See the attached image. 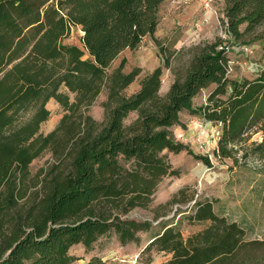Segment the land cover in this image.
Segmentation results:
<instances>
[{
	"label": "trees",
	"instance_id": "16d2710c",
	"mask_svg": "<svg viewBox=\"0 0 264 264\" xmlns=\"http://www.w3.org/2000/svg\"><path fill=\"white\" fill-rule=\"evenodd\" d=\"M165 1L0 0V264H72L81 259L71 253L75 246L90 252L111 236L122 246L139 244L153 230L145 264L152 252L171 255L163 264H264V238H247L211 200L190 206L188 223L208 225L186 238L175 214L161 213L183 200V190L155 208L153 219L130 216L150 209L162 180L179 175L168 153L186 152L211 166L175 138L182 112L217 127L216 157L235 164L252 157L264 173V68L252 78L227 74L232 45L264 42V0H224L225 42L189 48L166 94L161 76L170 60L126 95L141 70L125 71V59L112 63L154 35ZM72 27L82 31V47L63 43ZM102 92L104 117L97 121L88 110ZM50 99L64 113L43 133ZM131 113L136 118L126 124ZM256 127L261 139L249 141ZM45 152L52 162L31 175L30 164Z\"/></svg>",
	"mask_w": 264,
	"mask_h": 264
},
{
	"label": "rangeland",
	"instance_id": "374dc122",
	"mask_svg": "<svg viewBox=\"0 0 264 264\" xmlns=\"http://www.w3.org/2000/svg\"><path fill=\"white\" fill-rule=\"evenodd\" d=\"M223 9L224 0H166L161 6L160 23L154 35L145 37L135 49L123 50L112 63L111 69L118 67L125 59V71L134 67L141 70L136 80L125 90V94L136 92L140 87V80L145 75L170 60L171 68L165 67L161 76L160 93L166 94L175 73L182 72L186 67L189 48L214 42L219 38L226 41L228 36L222 24ZM260 30H264V24ZM82 34L79 27H72L63 43L82 47ZM243 46L250 47V52L241 51L240 45H232L228 50L232 61L228 73L230 78H252L259 69L264 68V42L257 41ZM255 68L258 70L255 71ZM210 90L206 89L194 98L195 106L205 102ZM105 98L106 94L102 92L88 110L97 121L103 120L102 102ZM46 107L50 115L41 124L43 133L52 131L64 113L55 99H50ZM135 118L136 113H131L125 123L130 124ZM180 119L183 126L172 128L175 138L188 145L194 154L208 156L211 166L186 152L168 153L169 160L172 166L179 170V175L162 180L153 195L150 209H134L130 216L137 219H153L155 208L166 204L183 190L180 195L183 200L161 209V213L167 211L166 218L175 214V223L178 222L185 238L208 225V222L188 223L186 216L191 212L190 206L197 199L211 200L214 211L230 221L238 222L245 229L247 238H264V173L257 171L260 162L252 157L241 159L238 164L229 158L221 160L214 155L219 136L217 127L197 116H190L187 112H182ZM260 139V128L251 130L249 141ZM51 162V154L45 152L30 164L29 173L35 175ZM179 208L181 213L176 211ZM153 231L142 233L139 244L129 243L122 246L115 236L103 237L90 252H85L84 248L78 245L71 249V253L84 260L88 258L93 264H98V260L101 262V258H105V262L102 261L101 264H130L135 256H138L136 264H145L149 253L142 251ZM150 254V264H163L171 257L164 252Z\"/></svg>",
	"mask_w": 264,
	"mask_h": 264
},
{
	"label": "built area",
	"instance_id": "2783aa9c",
	"mask_svg": "<svg viewBox=\"0 0 264 264\" xmlns=\"http://www.w3.org/2000/svg\"><path fill=\"white\" fill-rule=\"evenodd\" d=\"M239 49H241V51L246 52V53H249L250 52V47H248V46H240ZM231 64H232V61L229 60V64H228V67H227V74L229 73V71L231 69ZM254 70L257 71L258 68H255ZM219 133H220L219 130H217V134L218 135H219ZM137 259H138V256H135L131 260V263L130 264H136Z\"/></svg>",
	"mask_w": 264,
	"mask_h": 264
},
{
	"label": "crops",
	"instance_id": "0c3cea01",
	"mask_svg": "<svg viewBox=\"0 0 264 264\" xmlns=\"http://www.w3.org/2000/svg\"><path fill=\"white\" fill-rule=\"evenodd\" d=\"M101 259H102L103 262H105V258H101ZM102 261L100 262V260H98L97 263L98 264H101ZM81 263H83V264H93L92 261L89 260L88 258H85V260L84 259H81V260L75 261L72 264H81ZM107 264H109V262Z\"/></svg>",
	"mask_w": 264,
	"mask_h": 264
}]
</instances>
